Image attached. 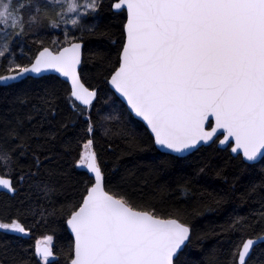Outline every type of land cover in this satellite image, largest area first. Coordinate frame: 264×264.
<instances>
[{
    "label": "snow or ice",
    "instance_id": "1",
    "mask_svg": "<svg viewBox=\"0 0 264 264\" xmlns=\"http://www.w3.org/2000/svg\"><path fill=\"white\" fill-rule=\"evenodd\" d=\"M102 8L103 0H0V25L4 26L0 33L5 40L0 57L29 31L61 23L75 26L76 16L97 14ZM111 8L124 17L119 48L114 58L100 57L97 78L142 118L154 147L172 157L208 144L217 130H223L219 143H233L231 152L242 153V162L264 157V0H118ZM24 12L29 13L27 19L21 15ZM69 13L76 16L67 19ZM34 43L39 48L30 64L15 63L8 69L13 74L0 75V81L55 71L70 82L69 102L78 116L85 117L82 135L90 137L73 166L86 169L87 179L78 188L72 186L74 199L65 198L59 209L49 213L59 216L70 233V264H190L193 230L179 211L164 218L151 201L137 204L124 178L112 185L115 191L106 189L109 181L93 150L97 122L90 111L87 116L84 111L100 99L102 89L86 86L78 72L82 44L68 40L67 34L64 45L55 50L39 39ZM54 95L46 92L38 101L41 107L34 105L33 111L52 109ZM32 120L31 114L18 116L0 131V189L14 194L19 191L17 185L28 184L46 198L62 195L65 185L53 184L50 178L66 175L55 167L60 159L55 146L68 125L61 123L54 132L42 134L36 125L25 128ZM114 135L127 138L122 127ZM128 142L138 148L143 140L133 136ZM73 143L72 139L62 141L65 155L74 151ZM21 158L29 161L26 167ZM142 206L153 210H142ZM234 224L240 226L239 221ZM0 230L23 235L29 231L19 219L0 222ZM52 242V235L35 242L34 255L44 264L54 256ZM255 243L251 238L242 242L238 264H248ZM236 256L232 264H237Z\"/></svg>",
    "mask_w": 264,
    "mask_h": 264
},
{
    "label": "trees",
    "instance_id": "2",
    "mask_svg": "<svg viewBox=\"0 0 264 264\" xmlns=\"http://www.w3.org/2000/svg\"><path fill=\"white\" fill-rule=\"evenodd\" d=\"M114 1L103 0V8L97 14L86 15L80 22L82 25H76L64 34H68V40H80L83 44L79 72L86 86L102 89L100 99L84 111L85 116L90 111L93 121L97 122L93 150L108 178L106 189L115 191L112 185L124 178V186L137 204L151 201L157 215L164 218L174 217L179 211L193 230L190 264H232L233 254L237 253V259L244 240L264 235V157L255 164H248L242 162L239 155L232 156L228 148L219 149L215 141L186 156L169 157L151 144L143 124L133 118L124 104L113 96L108 85L97 78L100 57L114 58L119 48L124 17L112 11ZM60 34L61 31L48 26L16 39L11 43L9 53L0 57V75L9 72L15 63L28 65L39 48L34 43L37 39L53 50L63 46L66 37ZM46 92L55 93L52 97L54 107L37 114L33 106L41 107L38 101ZM69 100L68 84L54 75L26 77L16 83L0 85V131L6 122L14 123L18 116L26 114L33 115V120L26 123L25 128L36 125L42 134L54 132L61 123L68 125L55 146V153L60 157L55 167L66 175L50 178L53 184L65 185L62 195L53 193L46 198L30 189L28 184L17 185L19 191L12 196L0 192V221L8 223L11 219H19L29 230L27 235L0 231V264H43L34 255L35 242L48 235L53 236L54 252L49 264H69L70 234L59 216L49 213L53 208L59 209L65 198L74 199L76 188L87 179L86 170L73 166L83 142L90 138L82 135L87 127L85 117L76 114ZM105 116L118 119L104 120ZM121 127L126 130L127 138L114 135ZM105 129H108L107 134ZM133 136L143 140L138 148L131 147L128 142ZM69 139L74 141V151L65 155L62 141ZM36 142L37 138L33 137V143ZM164 160L166 165L161 164ZM28 163L27 159L21 158L25 167ZM142 210L152 211L153 208L142 206ZM234 221H239L240 226L237 227ZM248 264H264V242L252 249Z\"/></svg>",
    "mask_w": 264,
    "mask_h": 264
},
{
    "label": "water",
    "instance_id": "3",
    "mask_svg": "<svg viewBox=\"0 0 264 264\" xmlns=\"http://www.w3.org/2000/svg\"><path fill=\"white\" fill-rule=\"evenodd\" d=\"M116 2H118V0H115L112 4H114V3H116ZM112 11L113 12H118L117 10H115V9H112ZM125 15H126V13H125ZM74 42H80L81 44H82V42L80 41V40H77V41H74ZM82 47H83V44H82ZM82 50H83V48H82ZM30 64V63H29ZM28 64V65H29ZM28 65H26V66H28ZM80 66L81 65H79L78 66V72H79V69H80ZM11 74H13V73H6V74H3V75H11ZM48 75H54V76H57L58 78H60L61 80H63L64 82H66L67 84H68V86H69V89H70V82H67V80H66V78H64V77H61L58 73H56L55 71H53V70H49V71H46V72H42V73H40V74H35V73H29V74H27L26 75V77H32V78H39V77H42V76H48ZM25 77V78H26ZM25 78H23V79H25ZM22 80V79H21ZM20 80H18V81H0V85H2V86H6V85H9V84H12V83H16V82H19ZM108 87H109V89L111 90V92L113 93L114 92V89H111V86L110 85H108ZM119 96V94H116V97H118ZM73 101H74V98H71ZM119 100L124 104V106L126 107V109H127V111L129 112V114L133 117V118H135L136 120H138L139 122H141L142 124H143V126L146 128V123L142 120V118H139V117H136L135 116V114L134 113H131L130 112V109L128 108V106H127V102H126V100H124L122 97H119ZM77 105L79 104V102H75ZM80 107H83V106H80ZM211 119V118H210ZM214 125V120L210 123V124H208V130H211V127ZM222 132H223V130H217V133L214 135V137H213V140L212 141H210L208 144H201L200 146H198V148L199 147H201V146H207V145H209V144H211L212 142H216V145H217V147L219 148V149H225V148H228L229 149V152H230V154L232 155V156H240L241 157V159H242V153L241 154H237V153H232L231 152V147L233 146V143H227L226 142V144L225 145H221L220 143H219V141L221 140V139H223V134H222ZM158 149V148H157ZM159 150V149H158ZM159 151H161V150H159ZM193 151H195V150H193ZM193 151H191V152H187V153H183V154H174V156H178V157H183V156H186V155H188V154H190V153H192ZM162 152V151H161ZM263 157H261V156H258L257 157V159L255 160V161H244L245 163H248V164H255V163H257L258 161H260L261 159H262ZM84 170H86V169H84ZM0 192H4V193H7V194H9V195H13V193H9V192H7V190H4V189H0ZM70 234V233H69ZM253 240H255L256 241V243L254 244V246H253V248L256 246V245H258V244H260V243H262V242H264V236H261V237H259V238H254ZM241 247H242V245H241ZM252 248V249H253ZM251 252H252V250H251ZM251 252H250V254H251ZM250 256V255H249ZM237 263H238V257H237ZM69 264H70V262H69Z\"/></svg>",
    "mask_w": 264,
    "mask_h": 264
},
{
    "label": "rangeland",
    "instance_id": "4",
    "mask_svg": "<svg viewBox=\"0 0 264 264\" xmlns=\"http://www.w3.org/2000/svg\"><path fill=\"white\" fill-rule=\"evenodd\" d=\"M22 2H24V1L22 0ZM78 2H79V3H83L84 0H78ZM56 11H59V8H57ZM24 14H25V16H24ZM24 14L21 13V15L24 16L25 19H27L29 13L25 12ZM74 16H76V14H74V13L66 14V18H67V19H71V18H73ZM85 16H86V15H79V16H76V18H77L78 21H79V23H78L77 25H82L80 22L82 21V19H83ZM75 26H76V25H75ZM75 26L72 25L71 23H67V24H65V23H61L59 26H57V27H55V28H52L51 26H50V28H52L53 30H56V31H61V34H60L59 36H61V37H66V35H64L65 32L74 29ZM3 27H4L3 25H0V28H3ZM6 31H7V30H6ZM38 31H40V29H39ZM30 32H31V31H30ZM63 32H64V33H63ZM36 33H37V32H36ZM31 34H35V33L31 32ZM67 36H68V34H67ZM4 45H5V40L3 39V33H0V50H3ZM8 53H9V52H6L5 55L8 54ZM8 59H9V61L11 60L10 57H8ZM0 222H1V221H0ZM0 231H5V230H0ZM14 234H16V233H14ZM19 235H23V234H19ZM44 237H45V236L40 237V238H38V239H41V240H42ZM38 239H37V240H38ZM39 260H40V258H39ZM50 260H51V258H49V261H50ZM40 261H41V263L44 264V262H43L42 260H40Z\"/></svg>",
    "mask_w": 264,
    "mask_h": 264
}]
</instances>
